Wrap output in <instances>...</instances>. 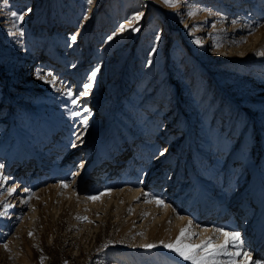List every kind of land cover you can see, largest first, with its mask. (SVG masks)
Returning <instances> with one entry per match:
<instances>
[{
    "label": "rangeland",
    "instance_id": "rangeland-1",
    "mask_svg": "<svg viewBox=\"0 0 264 264\" xmlns=\"http://www.w3.org/2000/svg\"><path fill=\"white\" fill-rule=\"evenodd\" d=\"M197 1L173 0L174 6H166L162 0H0V143L8 145L0 153V192L7 185L0 193V264H194L164 245L174 244L182 229H187L182 244L203 245L211 237H200L190 227L174 224L162 211L140 207L144 201L136 199L140 193L134 198L128 192L109 193L115 188L107 184L101 166L105 167L108 152L115 149V144L122 146L126 137L129 142L148 138L144 154L149 157L142 161L145 168L155 162L148 161L152 156L159 160L139 192L149 194L154 190L150 177L158 172L163 176L159 190H164L176 172L171 195L159 192L163 202L172 203L173 194L189 179L188 157L195 160L198 169L201 165L197 163L206 159L203 150L220 149L215 157L208 156L209 164L217 159L215 171L206 173L207 167L203 166L198 169L203 172L202 180H189L192 186L186 185L188 189L197 191L187 194V198L192 194L197 202V194L216 191L214 185L224 179L225 169L242 162L248 169L235 175L241 177L238 184L242 188L234 202L243 200L241 193L254 179L248 171L264 169L261 142L245 136L254 129L248 110L255 103V90L264 86V0H201L209 8L206 13L195 4ZM21 14L22 21L17 18ZM138 15L139 19L134 20ZM60 28H66L67 33L59 35ZM40 62L42 79L36 77ZM184 77L190 81V94L200 90L198 100L212 107L200 112H207L209 117L208 123L201 126L202 132L198 115L182 118V113H174L175 108L165 107L168 102L176 103V92L182 91ZM215 79L222 85H216ZM86 84L91 87L84 94ZM223 88L234 99L250 102H245L244 109L238 107L224 95ZM184 96L181 98L187 106L189 98ZM168 119L173 122L167 130L174 135L166 139L167 134L163 140L159 133L166 132L162 130ZM179 119L185 127L172 128ZM86 124L91 126L86 138L97 156L91 155L92 166L75 176L88 150L75 149L73 159L67 155L71 147L79 148L84 141L82 130ZM188 127L195 134V146L201 154L192 153L195 150L189 147L187 138L178 141H185L183 153L175 149L178 145L168 150V144ZM139 128L144 130L136 137L133 132ZM240 136L246 140L237 144ZM44 139H51L54 147L57 139L63 140L59 142L64 145L62 152L49 160L59 172L53 181L40 178L35 182L31 170ZM28 152L35 159L23 174L25 181L15 180L17 162L13 159L7 167L11 157L6 162L1 156L24 159ZM163 153L173 158L163 163ZM114 180L118 178L111 183ZM59 182L73 183L66 189ZM258 183L251 188L255 193ZM141 184L139 179L124 181L117 189H129L125 188L128 185L138 190ZM237 185L231 193L238 190ZM91 196L98 199H88ZM248 199L252 202L251 196ZM224 200L229 204V198ZM181 209V215L190 214L191 207L186 203ZM227 211L218 210L216 214L225 215ZM226 239L224 236L217 244L211 243L207 252L196 249L199 264H246L244 252L251 256L248 264L260 259L255 256L258 250H254L251 238L244 240V248L236 241L220 249ZM213 251L216 254L208 255ZM232 252L241 255L225 254Z\"/></svg>",
    "mask_w": 264,
    "mask_h": 264
},
{
    "label": "bare ground",
    "instance_id": "bare-ground-1",
    "mask_svg": "<svg viewBox=\"0 0 264 264\" xmlns=\"http://www.w3.org/2000/svg\"><path fill=\"white\" fill-rule=\"evenodd\" d=\"M219 2H223V1H219ZM195 4L200 9L202 8L201 10H204L205 13L209 9V8L208 9L206 8L207 4H203V2L201 0H198ZM260 9H262V6L260 7ZM127 22H128V20H127ZM62 26H64V25H62ZM174 27H176V26H174ZM175 29H178V28L176 27ZM58 30H59V35H65L67 33L66 28H60ZM64 42L66 43L65 39H64ZM191 49L192 48H190V50ZM198 53H199V51H198ZM44 57H45V55H44ZM197 58H198V56H197ZM40 66H42V62H40V64L37 65V69H36V77H38V79L39 78L42 79V75H41L42 69L40 68ZM182 74H184V73H182ZM190 80H192V79H190ZM188 82L190 83L189 79L187 80V78L184 77L183 78V83H182V91L176 92V94H177L176 103L175 104H171V102H168L167 104H165V107H168V109H171V110H172V108H175L173 110L174 113L177 114V115L182 113V115H183L182 118L189 117L190 115H194V116L198 115L199 116V123L198 124H200V130L199 131L202 132L201 126L206 125L208 123L209 117L207 115V112H205L202 115H201L200 112H204V110H210L212 107L211 108H210V106L207 107V104H205V100H202V101L198 100L199 97L201 96V91L200 90H198V89L196 91L193 90L192 92H194V93H192V95L190 94V89H189ZM215 83L218 86L222 85L221 82L217 81L216 79H215ZM222 90L224 92V95L230 97L229 100L232 99V102H234L236 105H239L238 107H240V108L242 107L244 109L245 104H247L245 102L250 100V99H248V100L241 99L240 101L236 100L226 90H224V88ZM255 92H256V95H255V99L256 100H254L255 103L254 104L251 103L253 108L248 110V113L250 115L249 117L251 119V122L253 123L254 129H253L252 134L246 133L245 136L250 141H253L255 139V137H256V139L259 142H261V144H260L261 153L264 154V121H263L264 120V95H259L258 94V97H257V92L258 93L261 92V94L264 93V86L258 87L255 90ZM179 94H181V95H179ZM183 94H185V96H184L185 98L186 97L189 98L188 102H187V106H186V103H185L186 100L183 101L182 98H181V96ZM79 95H82V93L79 94ZM20 96H21V94L18 93V97H20ZM174 101H175V99H174ZM197 101H199V102H197ZM154 103H159V101H155ZM169 103L171 104V106H168ZM161 106H162V102H160L159 108ZM156 117H157V115H156ZM173 117L174 116H172L171 118L173 119ZM71 121H72V119H71ZM178 121H177L178 122L177 124L174 123L172 128H177V127L180 126V128H178L177 130H181L185 126L182 124L183 122H182L181 119H179ZM171 122H173V120H169L168 119V121L165 124V126H163L164 129L162 130L163 132L164 131H166V132L164 134H161V132L159 133V137H161L163 140L165 139V135H167V134H169V135H168V137L166 139H171L172 136L174 135V134L173 135L170 134V131H169L170 129L167 130V127L169 125H172ZM69 126H71V125H69ZM90 127L91 126H87V124H86L85 128L83 127L84 130H82V131H84V132H82V134L83 135L88 134L89 131H90ZM129 129L130 128H128V130ZM190 129L191 128L188 127V129L186 130L185 133H182V134H179V136H176V139H178V140L175 141L176 140L175 139L173 141L174 143L170 142L168 144V145H170V147H168V150L171 149L173 147V145H178V146L175 147V149L177 151L180 150L181 151L180 154L183 153L184 142L185 141L184 142L182 141L181 143H178V141L184 140L185 138H187V143L189 142V147L190 148L192 147V149L195 150L192 153L195 154V155H200L201 153H200L199 148H197L195 146L197 144V142H196L197 140L195 139V134H194L193 131L189 132ZM79 130H80V128H79ZM142 130H144V129L139 128V130H136V131H134V129H132L131 132L134 131L133 134L136 137H139V135L141 134L140 132H143ZM53 132L55 133V131H53ZM67 136H69V134H67ZM89 136H88V138H89ZM86 137L87 136L85 135V138L83 139L84 141H82L80 143L79 148H77V146H73V147L70 148L67 157L73 159L76 156V155H74V153H76L75 149H82V148L84 150L85 149L88 150L87 152L90 154V157H91V155L92 156H94V155L97 156V152L94 151L91 148V143L92 142H90L89 139H87ZM149 137H153V136L149 135ZM67 138H69V137H67ZM125 139L126 140H124V143H123L122 146H119V144H115V149L113 151L108 152L107 162H106L105 167L101 166V172L105 173V174H102L103 177L104 178L108 177L107 180H106L107 184L110 183L109 185L110 186L113 185V188H115V189L108 190L109 193H111V194H114V193L120 194V193L128 192V194L131 195V198H134L137 194L140 193L139 195H137L138 197L136 198L138 200V198L141 197L144 200L141 203V205H139L140 207H143V208L144 207H150V208H152L151 211H153V212H161L162 211V213H165V214H167L169 216L170 221H172L174 224H178V225H182V226H188V227H190L192 229L193 234H199L200 237H202V236H207L206 238H208V236L211 237L210 241H212L211 243H213V244L214 243L217 244L216 241H218V240L220 241L221 238L224 237L223 235H221V232L239 233L240 240L237 241V243L240 242L241 245H242V248H244V246H245L244 244H245L246 241L244 242V240H247V238H251L254 250H258V252L255 253V256H257V257L259 256L260 257V259H258L255 262V264H264V221H263L264 220L263 219L264 218V174H263L264 169L259 168L255 172H249L248 171L250 176H254V179H253V182L250 185H248L249 188L243 190V192L241 193L240 197L243 200L240 201L239 203L234 202V199L239 198V196L237 194L241 190L242 186H241V184H238V181L241 180V177L236 178L235 175H238L240 172H241V174L244 173V171L247 172L246 169H248L247 165L242 166V162L239 163V164H236V163L232 164L231 167H228L227 169L224 168L225 169V171L223 173V178L224 179L220 180V182H217L218 184H215L213 182L215 184L214 186H216V188H217L216 191L214 189H212V191L210 193H207V195H201V194L199 195V194H197L198 195L197 197H199V198H198V200L196 202L193 199V195L192 194L195 193L194 191H197V190L188 189V187L186 185L190 184V186H192V184H191V182L189 180L194 181V183L195 182H199V181L202 180V178H203L202 177L203 176L202 173L203 172L202 171L199 172L198 169L203 168V166L207 167V169H206L207 172L206 173L215 171L216 167H214L215 165L213 166V164L214 163L217 164V159L214 158L213 161H212V164L211 163L209 164L208 162H209L210 158L208 156L212 154V157H215V155H218V150H220V149H211L209 152H204L205 150H203V154H204L206 159H204V162H203V159H201L199 161V163H197V164L201 165L200 168L198 167V169H197L195 164H193V161H195V160L193 158L190 159V157H188V159H187V161H188V171H190L189 174H188L189 175V179H187V182L182 183V186H180V188L178 189V193L176 192V194H173L172 198H174V201H172V203H167V202L164 201V204L166 205V207H159V206H157L156 203L149 202V201H152V200H155V199L163 200L162 199L163 196H161V193H159V192H162V191L164 192V195H167L168 193L171 195V191L169 192V190L174 185L175 179L177 178L176 177V172H174V174L172 175V177H171V179L169 181V184L167 185V187L164 188V190H159L161 182H163V176H162L161 172H158V173H156V175L154 177H152V176L150 177V182L151 181L154 182V183H152V188L154 190H152L151 193H149V194L148 193L139 192L140 190H143L142 187L147 182V179L149 178V175H150L149 173H152V172L155 171V167H156L155 162H158L159 160L154 159V156H152V158H150L148 161L153 160L155 162L151 166H149V168L148 167L145 168V165L142 164V161L144 159H148V157H149L147 153L144 154V151H146V149H147L146 146H145L146 145L145 142L148 141V138H146L144 140L142 139V141H138V139H136L133 142H129L130 140L128 141L127 137ZM208 139H209V137H208ZM44 140H43L45 142V143L43 142L44 144H41L39 146L37 145L38 149H37V152H36V155H35L37 163H36V165H33V168H32L34 170L35 166H36L37 169H38L35 172V174H33V178H32L33 181H35V182L38 179H40V178L44 182H45V180H43V178H45V179H47L49 181H53V179H55L58 176V172H59L58 169L52 168L50 166V164L51 165H53V164L51 162H49V160L52 157L58 156L59 155L58 153L62 152L61 150L64 148V145L61 144L62 142L59 143L61 139L60 140L57 139L58 141L56 140L58 143L55 145V147L53 146V141L51 139H44ZM240 140H244V142H245L246 139H245V137L242 138V136H240L237 144L239 143ZM61 141H63V140H61ZM190 142H191V144H190ZM2 144H3V142L0 143V153H2V150L5 149L3 147L8 146V145H6V146L2 145ZM32 147H33V145H32ZM34 149L35 148H33V150ZM190 150L191 149H189L188 153L190 152ZM87 152H86V156H84V158L80 159V163L78 165V168L74 172L75 176H77V175L79 176L81 171H83L86 168L88 169L89 166L91 165L90 161L92 160L93 157H91V158L87 157ZM162 155H161L162 158H160V161H162L163 163H166V162H168V160H171L173 158V157H171L172 156L171 154H170L171 156H166V155H164V153ZM35 156L34 155L32 156L31 152H28L27 156L24 157V159L23 158L15 159V156H10L9 154H6L5 156H1V157H5L6 158V162H7V159L11 157L9 159L8 163H7L8 164L7 167L10 166L11 162L14 159V161H16L17 165H18L17 171L15 170L16 174H14L15 180L18 179L20 181H25V179H23V176H24L23 174H25V170H27L26 168L29 167L31 165V163L33 162V159H35ZM57 161L58 160L55 159V164H54L55 167H57L59 165V163ZM177 161L178 162L176 164V167L179 164V160H177ZM230 161H231V159L228 156L227 162H229V164H230ZM67 163H66V165H67ZM69 165L70 164H68L67 167H69ZM60 166H63V165H60ZM2 168H3V165L2 166L0 165V176H3V174H2L3 169ZM90 170H94V168H92ZM141 171H142V173H141ZM208 175H210V174H208ZM134 176L137 179H139L140 181H142V184H141V186H140V188L138 190L137 189L136 190L130 189V186H128V185L125 186V188H129V189H121V190L117 189V188L120 187L119 185H121V183L124 182V181H131V182H135V180L137 181V179H133ZM233 177H235V178L233 179ZM117 178H118V180H114L111 183V181L113 179H117ZM2 179H3V177H2ZM4 179H6V178H4ZM255 181L256 182L259 181V183L257 184L259 189L256 188L257 189V193H255V191L253 189H251L256 184ZM150 182H148V186L150 185ZM202 182H203L202 185H204V181H202ZM59 183L61 184V187H62V185H65V184L68 185V187H63V188L68 189V188L71 187L73 182H70V183L69 182H59ZM210 184H211V182H210ZM199 185H197V187ZM235 185L238 186V190L235 191V189H234V192L231 193V190H232L233 187L235 188ZM6 186L7 185H5L2 188V191L6 190ZM203 187H206V186H203ZM207 187H209V186L207 185ZM213 187H211V188H213ZM2 191L0 193H2ZM106 191H104V193H105V195H108L109 193H107ZM192 191H193V193H192ZM189 193H192V194L190 195L189 198H187V194H189ZM167 196H169V195H167ZM249 196L252 197V199H251L252 202L249 201V199H248ZM225 198H226V201H227V198H229V204H225V200H224ZM178 203H181V204L178 205ZM185 203L187 205H189V207H191V209L188 210L189 213H190L189 214L190 216L189 215H181V212H180V211H182L181 206L183 207V205H185ZM177 206H180V207L177 208ZM218 210L223 211V212L228 210L227 211L228 213H229V210H232V212L230 211L231 214H229V215H227L228 214L227 213L225 215L220 214L218 216L216 214ZM224 213H226V212H224ZM217 218H219V221L216 220ZM245 218H247L246 221H245ZM241 221H242V224H241ZM262 221H263V223H262ZM220 222H221V224H219ZM234 244H236V242ZM234 244H233V246H234ZM229 249L230 248H228L227 250H229ZM225 254H227V253H225ZM226 258H227V256H226ZM230 258H231V260H233V258L231 256H230ZM228 261H230V260L228 259Z\"/></svg>",
    "mask_w": 264,
    "mask_h": 264
},
{
    "label": "snow or ice",
    "instance_id": "snow-or-ice-1",
    "mask_svg": "<svg viewBox=\"0 0 264 264\" xmlns=\"http://www.w3.org/2000/svg\"><path fill=\"white\" fill-rule=\"evenodd\" d=\"M162 2L166 6H174L173 5V0H162ZM12 15L16 16V13H13ZM17 18L20 21H22L24 16H23V14H21ZM133 19L134 20H138L139 19V15L136 16V17H133ZM134 30L138 31L139 29H134ZM72 39L74 41L75 37L73 36ZM261 54L264 55V53H261ZM91 75L94 78L95 75H96V72L94 71ZM90 87H91L90 84L84 85V88H85V93L84 94H87V90ZM73 102H75V101H73ZM0 179H2V176H0ZM62 187H68V185H66V184L62 185ZM88 199H91V200L95 201V200L98 199V197L97 196H91V197H88ZM149 202H154L159 207H166L164 202L162 200H159V199H155V200H152V201H149ZM25 203H27V201H25ZM78 219H80V218L78 217ZM83 219L87 220V217H84ZM186 232H187V229H182L181 232H180V237L177 238L175 243L174 244H166V245H164V247L169 248V249L179 253V255L182 256L185 260H192L194 262V264H199V261H197V258H196L197 254H196L195 250L199 248V249H203L204 251L207 252L209 246L211 245V241L209 240V241L205 242L203 245H186V244H182V240L185 238ZM221 235L225 236L227 239L225 240L224 244L219 245L220 249L227 248V246L230 243H234V242L240 240L239 233L221 232ZM235 246L239 247L238 244L235 245ZM4 247L7 248L8 247L7 244H5ZM148 247H153V245H149ZM214 254H216L215 251L208 253V255H214ZM227 254H229V255H241V253H239V252L227 253ZM242 255L244 257V260H245L246 264H248V262L251 260L250 254H248L247 252H244ZM233 264H235V262H233Z\"/></svg>",
    "mask_w": 264,
    "mask_h": 264
}]
</instances>
